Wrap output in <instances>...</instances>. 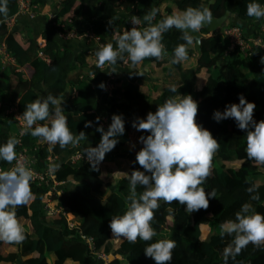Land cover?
Returning <instances> with one entry per match:
<instances>
[{
    "label": "trees",
    "instance_id": "obj_1",
    "mask_svg": "<svg viewBox=\"0 0 264 264\" xmlns=\"http://www.w3.org/2000/svg\"><path fill=\"white\" fill-rule=\"evenodd\" d=\"M37 1L48 4L50 0H35V3ZM173 1L176 7L169 6L163 12L157 0H120L117 5L127 16L115 20L113 28L121 32L133 10L142 17L155 10L157 15L153 23H158L165 16L172 15L175 9L181 12L188 7L207 8L210 2ZM101 2L102 0H62L59 11L52 16V21L60 32L72 30L78 19L93 16ZM249 2L250 0H215L209 8L213 17H221L229 10L232 12L230 20L237 18L227 26L241 28L244 39L251 46L246 54L239 48L231 50L221 30L213 34L202 30V55L198 57L195 43L188 46L189 59L196 54V67L185 69L187 60L179 64L170 62L164 69L167 79H179L175 83L168 80L161 82L157 96L147 93L139 84L129 83L121 88L115 87L112 94L120 96L121 99L111 100L104 107L96 87L88 80L89 73L98 75L101 68L94 64L89 71L84 68L87 75L79 76L83 72L84 64L80 57L88 56L87 50L79 56L66 45L67 40L61 39L62 44H59L46 35L39 39L44 42L42 51L49 58L48 63L37 56L39 39L36 41L29 37L28 41H21L17 29L8 33L6 24H0V35H6L7 51L29 76L25 79L22 74L15 73L17 85L13 90L10 82L0 77V143L7 142L10 137L18 140L17 120L7 110L13 103L24 112L27 103L51 94L63 106L65 100H69L66 99L69 98V86L74 87L78 94L68 103V127L75 136L84 133L77 143L63 149L58 144L48 147L39 138L28 133L22 138L23 146L19 148L16 145V153L25 149L31 158L37 160V169L45 166L49 155L58 157L56 175L57 181L62 183L59 186L62 194H53L52 202L59 212L51 216L45 210L44 204L50 187L30 183L31 199L26 205L16 209L21 224L28 220L30 228L25 229V240L21 244L0 241V264H99L80 232L86 237H93L97 250L111 256L110 264H155L153 259L145 256L144 248L160 239L176 242L171 264H224L223 251L232 238L222 234L220 225L234 220L235 213L245 203L255 212L264 214V183L258 184L256 181L264 176V164H256L248 159L245 152L246 132L237 127L234 119L217 122L213 118L216 110L224 111L226 105L239 103V96L243 94L247 101L256 104L254 119L257 122L264 120V64L261 63L264 46L254 44L255 39L264 40V30L254 35L248 32L247 26H254L258 22L256 18L247 16ZM257 2L264 5V0ZM17 11L16 0H7L6 16H13ZM262 25V19H259L258 28ZM91 28L102 42L110 41L111 29L107 26L94 23ZM182 35L175 28L163 33V59L146 58L138 65L161 68L166 62L165 55H171V61L174 48L184 43ZM113 44L115 46V41ZM1 64L0 60V68L3 65ZM138 65L131 64L134 70ZM170 84H175L180 94H190L198 102L197 123L208 129L219 143L211 160L210 175L202 185L206 193L215 190L216 198L209 199L207 209L191 214L185 211L186 205H180L178 201L171 204L160 201L151 222L157 235L152 241L137 239L135 243H130L123 238H114L109 222L113 215H122L127 210L129 175L134 170L143 171L142 166L135 162L136 154L143 147L139 138L150 133L137 131L132 124L139 118L146 119L149 112H156L158 106L173 95L168 91ZM103 114L111 118L113 114L122 115L125 120V134L118 138L115 148L105 155L104 160L97 166L98 170H93L89 162L82 161L71 165L68 160L73 154L77 151L85 153L91 146L96 147L100 143L102 134L96 130L100 127L97 115ZM90 121L94 122L93 126H88ZM90 134L93 143L80 148L86 138H90ZM125 159L130 162L126 166L122 163ZM234 163H239V166ZM0 166L8 168L10 164L0 162ZM253 185L255 191L249 193L247 189ZM137 191L141 192L143 189L138 187ZM106 192L108 195L105 196ZM254 195H258L259 199H252ZM69 214L74 216L76 224L73 227L68 221ZM228 264H264V244L257 247L249 243L235 259L229 258Z\"/></svg>",
    "mask_w": 264,
    "mask_h": 264
},
{
    "label": "clouds",
    "instance_id": "obj_2",
    "mask_svg": "<svg viewBox=\"0 0 264 264\" xmlns=\"http://www.w3.org/2000/svg\"><path fill=\"white\" fill-rule=\"evenodd\" d=\"M0 15H7V0H0ZM156 15L155 10L143 15V21L148 26L142 30L136 27L141 24V19L136 16L130 19L134 25L130 31L121 33L114 29L115 47L111 43L101 45L95 52L96 66L102 68L107 63L115 73L118 62L130 61L132 65H138L146 58L163 59V33L173 28L183 34L181 39L184 43L174 48L170 62L182 63L189 59L188 46L201 44L194 33L213 21L208 8L188 7L153 23ZM247 16L257 20L264 18V5L250 0ZM110 24H113V19ZM261 63L264 64V57ZM99 88L104 90L106 85L102 82ZM168 91L173 95L159 105L156 112H149L146 119L139 118L132 124L137 131L150 133L139 138L143 147L136 154L135 162L142 166L143 171L134 170L129 175L127 210L122 215H113L109 222L113 237L130 243H135L137 239L152 241L157 235L151 222L160 201L169 204L178 201L180 205H186L185 211L191 214L207 209L209 199L216 198L215 190L206 193L202 185L210 175L211 160L219 143L208 129L197 123L198 102L192 95L180 94L175 84H170ZM255 108L256 104L247 101L241 94L239 103L226 105L224 111L216 110L213 118L217 122L234 119L237 127L246 132L245 152L248 159L264 164V120L257 122L254 119ZM19 117L25 125L21 135L28 133L49 145L58 144L61 149L77 143L84 135L81 132L80 136H75L70 131L61 102L51 94L27 103L23 115ZM99 119L97 117V123ZM111 120L107 131L103 126L96 129L102 134V139L96 147L91 146L85 152L93 170H98L97 166L105 155L125 134L123 116L113 114ZM18 143L14 137L0 143V162L12 164L16 161L8 170H0V241L15 244L25 240V228L17 218L16 209L31 199L30 182L33 177L31 168L17 157ZM138 187L143 191L138 192ZM247 191L254 192L255 185ZM252 199H259V196L254 195ZM220 230L223 235L232 238L223 251L224 264H228L229 258L235 259L249 243L257 247L264 244V214L255 212L245 203L235 213V219L225 221ZM175 247L174 240L160 239L147 244L144 254L155 264H171Z\"/></svg>",
    "mask_w": 264,
    "mask_h": 264
},
{
    "label": "crops",
    "instance_id": "obj_3",
    "mask_svg": "<svg viewBox=\"0 0 264 264\" xmlns=\"http://www.w3.org/2000/svg\"><path fill=\"white\" fill-rule=\"evenodd\" d=\"M61 1L62 0H50L48 4H45V2L43 1L41 2L37 1L36 3L37 15L35 18H28L25 15L18 16L15 29H17L20 32V34L18 35L19 39L21 41L23 40L24 42H26L28 41L29 37H33L37 41L39 38L48 35L51 39L57 41L59 44H62V41L64 39L60 37V31L57 29V26L52 21L53 14L58 12L61 7ZM118 1L120 0H102V2L98 7V10L93 16L88 17V19L80 18L76 23H74L75 24L74 29L77 31L79 38L67 40L66 45L69 48H71L75 54H79L80 56L83 54V51L93 46L92 43L93 41H87L85 37V32L87 31L88 26H91L94 23L103 24L104 26H107L109 29H111V35L114 29L117 30V28L113 29V25L110 24V21L113 19L114 22L115 20L127 16V13H124L123 9L117 5ZM33 2L35 3V0H33ZM157 4L159 5L161 11L163 12H165L166 11L165 8L169 6H171L172 8L176 7L173 0H157ZM175 12H180V11L178 9H175ZM8 17L10 16L0 17V24L4 23V21ZM147 26H148L147 23L144 22L143 28ZM258 26H259V20L254 26L251 25L247 26L248 32L251 33V35L252 34L254 35L258 31L263 30L262 26L260 28H258ZM7 31L8 33L11 32V30L8 29ZM38 42L39 41H37V45ZM4 45H6V35L4 36L0 35V46H4ZM170 56L169 54L165 55L164 59L166 62L163 63V66L161 68L138 65L136 70H134L131 64L118 62V64L115 66L116 72L112 73V66L106 63V65L101 69L100 74L94 76L93 74L89 73L90 78L88 80L89 82H92L93 86L96 87L97 94L101 101L102 107L109 104L114 99L120 100L121 97L114 96L112 94V90L115 87L120 86L121 88L122 86H126L129 83L139 84L147 93L153 96H157L160 93L161 82H163L164 80H168V82L175 83L179 79L177 77H170L169 79H167L168 78L167 72H165L164 69L165 67H168L170 65L169 64ZM80 58L83 60L82 62H84V64H82L83 72H80L79 76L84 77L85 74L87 75V71L84 68H87V70L89 71L91 66L95 64V61L93 58H90L89 56H83ZM196 65H197V57L195 54L191 59L186 61L184 68L190 69L196 67ZM15 73L22 74L23 78L25 79L29 78V76L25 72V69L22 67L19 68L15 66L4 67L2 65V67L0 68V77L5 78L10 82L12 86L11 88L12 90L13 88L15 89L17 85V76ZM137 73H143V75H139ZM102 82L106 85V89L104 90L99 88V85ZM77 94H78L77 90L74 89V87L69 86L67 92L69 98H66L69 100L68 101L65 100L62 106L64 109V115L67 118L70 115V112L68 110V103L71 100V98L77 96ZM86 135L88 138V133ZM87 138L83 146L80 148L87 147L90 143L91 144L93 143V137L91 134H90V138L89 139ZM123 164L128 165V163L126 162H123Z\"/></svg>",
    "mask_w": 264,
    "mask_h": 264
},
{
    "label": "built area",
    "instance_id": "obj_4",
    "mask_svg": "<svg viewBox=\"0 0 264 264\" xmlns=\"http://www.w3.org/2000/svg\"><path fill=\"white\" fill-rule=\"evenodd\" d=\"M16 2L18 5L17 13L13 16L8 17L4 21L7 29L11 30V31L15 29L18 16L25 15L29 18H35L37 15V5H36V3L33 2V0H16ZM132 16H136V17H139L141 19L140 26H136V27H139L140 30L143 28V25H144L143 17L141 15H139L137 11L133 10V11H131L130 16L127 18V25L122 29L121 33L123 31H126V30L130 31L134 27V25L131 23V20H130ZM262 24H263L262 28L264 30V18H262ZM220 30L223 32L224 36L226 37L227 41L229 42L231 50L239 48L240 50H242L246 54L248 52V49L251 48L250 43L244 39L245 37L243 36L242 30L240 27H238V26H230L229 27L226 25L225 27L221 28ZM113 34H114V30H113V33L111 35L110 41L109 42H102L101 38L92 30L91 26H88L87 31L85 32V37H86L87 41H93L92 42L93 46L89 47L87 49V51H88V56L90 58L94 59L95 65L97 63L96 57H95V52L99 49V47L101 45H105L108 43L113 44V41H115L113 39ZM60 37L64 40H72V39L79 38V35L77 34V31L75 29H72V30H67V31H61ZM254 44L264 46V40L263 39H261V40L255 39ZM43 46H44V42L40 39L38 42L37 56L43 60H46L49 63L50 62L49 58L42 51ZM113 46H114V44H113ZM0 60H1V63L3 64L4 67H9V66H15L17 68L20 67L17 64L15 58L7 51L6 45L0 46ZM1 104L2 103L0 101V105ZM7 110H8V113L13 114L14 118L17 120V125L19 127V131H18L19 143L17 145L19 146V148H21L23 146L22 138L25 135V134L21 135V131L25 127V125L21 122V119L19 116H22L24 112H22L18 108L17 104H15V103H13ZM97 116L100 118L99 122H98L99 125L103 126L105 131H107L109 125L112 122L111 117L109 115H106V114L105 115L103 114L102 116H99V115H97ZM90 122H91L90 126H93L94 122L93 121H90ZM40 123H42V122H40ZM44 144L46 146L50 147L49 144H47V143H44ZM17 157L21 162L26 163V165L31 168L32 173H33V177H32V180L30 183H38L40 185L45 184V185L50 187L49 193H48L47 197L44 199L45 210L51 216L56 215L59 212V210L57 207L54 206V204L52 202V196L55 193H57L58 195L62 194L61 190L59 188V186L62 185V183L57 181V175H56V171L58 169L56 167V162H57L58 157L54 156L52 154L49 155L46 159V164L42 169L36 168L37 160L35 158H31L30 153H28L25 149H20L17 152ZM68 161L71 164H75V165H77L78 163H80L82 161L83 162H89L87 159V154L84 152H81V151H77L75 154H73ZM15 163H16V161H13V163L10 164V166L8 168L0 166V170H8L9 168L13 167L15 165ZM70 216H71L70 214L67 215L68 221H69L70 226L73 227L76 223L74 222V216H72L73 219H69ZM80 233H81L82 237L87 240V242L89 244L88 245L89 250L93 254V256L95 257V259H97L98 263L99 264H110L111 263V256L107 252L97 250V247L95 244L96 243L95 239L93 237H86L85 235H83L82 232H80Z\"/></svg>",
    "mask_w": 264,
    "mask_h": 264
},
{
    "label": "water",
    "instance_id": "obj_5",
    "mask_svg": "<svg viewBox=\"0 0 264 264\" xmlns=\"http://www.w3.org/2000/svg\"><path fill=\"white\" fill-rule=\"evenodd\" d=\"M213 3H215V0H210L209 4L207 5V8L209 9L211 4H213ZM231 17H232V12L229 11V10L226 11V13L224 15H222L221 17H213L212 16L213 21H212L211 24H205L199 30V32L194 33V35L201 40V44L200 45H198L197 47L195 45L198 57H200L202 55V39L204 37V34L201 31L204 30V31H206L207 33H210V34L216 33L218 30H220L221 28H223V27H225L227 25V23L229 22Z\"/></svg>",
    "mask_w": 264,
    "mask_h": 264
},
{
    "label": "rangeland",
    "instance_id": "obj_6",
    "mask_svg": "<svg viewBox=\"0 0 264 264\" xmlns=\"http://www.w3.org/2000/svg\"><path fill=\"white\" fill-rule=\"evenodd\" d=\"M87 19H88V17H87ZM235 19L237 20V18H234V20L233 21H235ZM233 21H231V20H229V22L227 23V25L228 24H231ZM260 39V38H259ZM261 40V39H260ZM123 162H126V163H130L129 162V160H127V159H125V161H123ZM122 162V163H123ZM127 164H124V166H126ZM234 165H236V166H239V163H234ZM113 166H115V165H113ZM256 181H257V183H264V176H262V177H259V178H257L256 179ZM106 195H108V192H106V194H105V196ZM71 216H70V218L69 219H73L72 218V214H70ZM23 226H24V228L25 229H29L30 228V225H29V221L28 220H24V222H23ZM4 253H7V250H4ZM111 260H112V258H111Z\"/></svg>",
    "mask_w": 264,
    "mask_h": 264
},
{
    "label": "bare ground",
    "instance_id": "obj_7",
    "mask_svg": "<svg viewBox=\"0 0 264 264\" xmlns=\"http://www.w3.org/2000/svg\"><path fill=\"white\" fill-rule=\"evenodd\" d=\"M71 164V163H70ZM72 165V164H71Z\"/></svg>",
    "mask_w": 264,
    "mask_h": 264
}]
</instances>
